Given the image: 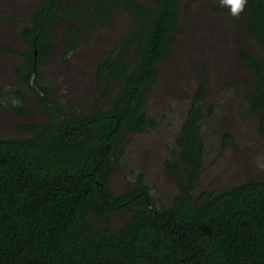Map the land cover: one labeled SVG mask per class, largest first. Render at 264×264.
<instances>
[{"label": "trees", "instance_id": "1", "mask_svg": "<svg viewBox=\"0 0 264 264\" xmlns=\"http://www.w3.org/2000/svg\"><path fill=\"white\" fill-rule=\"evenodd\" d=\"M181 2L43 0L32 11L21 31L27 49L16 69L17 96L34 102L45 119L21 123L24 138L0 140V264H264V180L197 193L207 149L203 126L215 115L208 75L190 97L176 159L164 162V175L178 186L171 204L159 205L143 172L132 189L111 188L126 135L157 126L146 106L174 54ZM121 12L131 26L97 65L92 86L102 96L89 111L55 99L42 71L58 42L69 56ZM8 18L0 13V27ZM241 18L264 55V0H247ZM236 50L254 75L245 100L264 137V59ZM0 53L15 51L0 41ZM4 98L0 92V111ZM222 138L223 148L234 142L231 133ZM117 215L124 219L114 227L109 222Z\"/></svg>", "mask_w": 264, "mask_h": 264}, {"label": "rangeland", "instance_id": "2", "mask_svg": "<svg viewBox=\"0 0 264 264\" xmlns=\"http://www.w3.org/2000/svg\"><path fill=\"white\" fill-rule=\"evenodd\" d=\"M42 1L0 0V13L10 17L0 27V41L15 51L0 53V92L5 95L6 104L0 111V140L24 138L21 123L45 119L34 102L18 99L17 90L21 87L16 73L17 67L24 64L20 53L27 49L22 28ZM181 1L178 42L174 54L167 57L161 68L162 86L150 95L146 106L157 126L141 134L126 135L117 150L111 177L112 191L122 194L132 189L137 175L143 172L160 206H169L178 193L176 182L163 173L164 162L176 159V136L190 97L205 75L209 76L207 103L215 106V115L203 126L207 149L197 193L204 189L221 191L255 178L264 180V137L245 100L253 89L254 75L236 49L250 51L259 59H264L263 52L249 36L241 15L233 18L219 0ZM130 26L126 13L116 14L113 25L98 28L69 56L58 42L42 71L44 85L53 90L55 99L73 109L89 111L95 97L102 96L92 86L97 65ZM56 40L61 41L60 34ZM225 133L234 137L227 148H223ZM123 219L122 215L113 216L109 223L115 227Z\"/></svg>", "mask_w": 264, "mask_h": 264}, {"label": "clouds", "instance_id": "3", "mask_svg": "<svg viewBox=\"0 0 264 264\" xmlns=\"http://www.w3.org/2000/svg\"><path fill=\"white\" fill-rule=\"evenodd\" d=\"M219 4L228 8L233 18H238L244 12L247 0H219Z\"/></svg>", "mask_w": 264, "mask_h": 264}]
</instances>
